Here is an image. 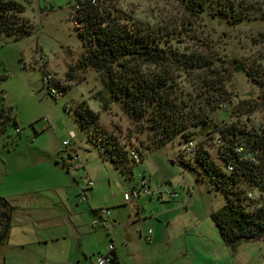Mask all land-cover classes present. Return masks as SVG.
<instances>
[{
  "label": "rangeland",
  "instance_id": "obj_1",
  "mask_svg": "<svg viewBox=\"0 0 264 264\" xmlns=\"http://www.w3.org/2000/svg\"><path fill=\"white\" fill-rule=\"evenodd\" d=\"M14 1L23 6V17L33 32L17 41L0 34V110L11 109L20 130L17 134L11 122L0 134V167L12 166L6 178L15 179L18 190L24 184L42 188L47 183L57 184V190L46 193L47 198L27 195L12 206L9 231L22 227L21 235L47 242L0 245V264H98L97 258L109 245L124 254L127 238L143 264H264V239L235 248L223 244L211 218L225 204L223 193L213 188L209 176L188 154L184 138L177 136L148 151L151 139L146 124L130 119L108 97L100 73L78 66L84 50L73 20L74 0ZM99 2L121 24L167 35L164 51L175 59L207 65L172 69L175 94L194 106L195 115L205 113L211 81H222L230 98L209 114L208 131L235 124L263 134L264 0H206V10L197 16L186 10L185 0ZM230 9L243 19L234 22L221 16V10ZM135 68L145 74L159 70L148 64ZM48 80L60 96L49 93ZM83 102L98 115L96 128L114 137L126 152L130 180L100 155L88 131L75 122L74 109ZM203 130L190 128L192 146L202 145L221 167L216 137L210 139ZM71 132L76 135L73 139ZM63 141H70L78 163L63 162L73 152H64ZM130 151L139 155L138 163L130 160ZM84 174L92 181L90 188ZM143 175L152 190L168 185L177 197L151 200L141 193L137 201L125 204L124 193L139 189ZM242 186L252 194V200L244 202L248 209L264 207V193L246 181ZM149 229L160 236L155 249L143 239Z\"/></svg>",
  "mask_w": 264,
  "mask_h": 264
},
{
  "label": "trees",
  "instance_id": "obj_2",
  "mask_svg": "<svg viewBox=\"0 0 264 264\" xmlns=\"http://www.w3.org/2000/svg\"><path fill=\"white\" fill-rule=\"evenodd\" d=\"M185 1L186 10L193 16L206 10V0ZM73 11L75 28L84 50L79 57L78 66L92 68L100 73L108 97L119 103L130 119L146 124L145 128L151 139L148 151L160 149L180 135L185 140L184 145L193 144L190 128L202 127L207 137L213 140L215 135L216 139L221 140L222 145H216L221 167L214 163L202 145H194L188 154L195 158L209 176L213 188L223 193L224 206L211 214L223 244L235 248L242 243L264 239V207L248 209L244 202L252 199L247 197L250 192L245 191L242 186L243 181H246L250 187L264 193V132L261 135L254 128L251 131L241 130L235 124L215 126L208 131L211 121L209 114L221 108L220 105L230 98L222 81H211L208 90L212 95L205 100V113L195 115L192 113L194 106L175 94L172 69H200L207 65L199 63V60L175 59L171 54L165 53L167 35L155 34L139 26L128 27L121 24L118 18L111 16L110 11L102 9L99 0H74ZM23 14L21 4L14 0H0V34L15 41L29 37L33 26ZM220 14L234 22L243 19L240 13L232 9L221 10ZM136 64L154 65L159 70L151 74L141 73L135 68ZM248 77L258 82L249 73ZM51 87L49 83V93L53 96ZM73 113L75 122L88 131L89 140L98 147L100 155L130 180L132 172L131 167H127L126 152L114 137L96 128L98 115L85 102L77 105ZM11 122L19 130L11 109H1L0 134ZM239 147H243V152L238 153ZM0 208L10 207L6 200L0 199ZM2 231L3 229L0 235Z\"/></svg>",
  "mask_w": 264,
  "mask_h": 264
},
{
  "label": "crops",
  "instance_id": "obj_3",
  "mask_svg": "<svg viewBox=\"0 0 264 264\" xmlns=\"http://www.w3.org/2000/svg\"><path fill=\"white\" fill-rule=\"evenodd\" d=\"M4 168L0 167V199H4L7 201L8 205H9V210L8 211H4L2 210V208H0L1 212L6 213L8 216L11 213V209L12 206L14 204H16L18 201L24 199L25 197L28 196H39V197H45L46 193H51L53 192V190H57V184H51V183H47L45 184L44 187H36L33 186V184L28 185V184H24V189L22 190H18L16 188L17 183L15 179L10 178L7 179L6 177L9 176V173L13 170L10 164L5 163ZM8 175V176H7ZM28 187V188H26ZM30 187V188H29ZM154 197V196H153ZM152 197V198H153ZM47 198V197H45ZM140 198V197H139ZM138 198V199H139ZM152 198H149L152 200ZM157 200L158 199L157 197ZM0 212V213H1ZM11 218V217H10ZM10 220V219H9ZM4 227V223L0 221V231L3 229ZM19 230H23V228L21 227H17L16 229H10L9 231V227H8V231H9V235H8V231L7 234L4 238V240L2 241V244H6L7 246H13V247H24L26 245H31L34 243H41V242H47V240H45L44 238H29L28 236H23L21 235V233L19 232ZM24 233L27 234L26 231H24ZM145 234V233H144ZM21 235V236H20ZM20 236V237H19ZM144 236V235H143ZM32 242V243H31ZM152 244H153V248H157V246L160 243V236L155 235L154 231H153V235H152ZM149 242V243H151ZM131 244V240L129 238H127V244L125 246V255L123 254V251H121V249L114 247V256H115V264H126V263H131V264H143L142 261H139V259L135 258V248L134 246ZM128 257V258H127ZM126 258V259H125ZM128 260V262H126V260ZM155 264V263H154Z\"/></svg>",
  "mask_w": 264,
  "mask_h": 264
},
{
  "label": "built area",
  "instance_id": "obj_4",
  "mask_svg": "<svg viewBox=\"0 0 264 264\" xmlns=\"http://www.w3.org/2000/svg\"><path fill=\"white\" fill-rule=\"evenodd\" d=\"M50 92L53 94V96H60V94H62L59 91H56V89L52 88L50 89ZM17 133H20L19 130L16 131ZM76 135L74 132H71L70 138L73 139L75 138ZM62 145L64 146V152H66V150L69 151H73L72 153H68V156L66 158H63V162L67 165H71L72 163H78L79 162V156L76 153V150L71 147L70 148V141H63ZM216 145L217 146H221L222 142L220 139H216ZM189 147L187 148L188 151L192 150V144L188 145ZM238 153L243 152V147H239L237 149ZM129 158L134 162V163H138L139 162V155L136 153V151H130L129 152ZM228 170H232L231 168H228ZM84 182L86 183V188H90L92 186V181L89 179V177L87 176V174H84L83 176ZM86 191L84 190L83 192V199H86ZM144 193L145 195H147L149 198L153 197V196H167L170 199H174L177 197V193L174 192L173 190L170 189V187L168 185H162L160 187H158V189L156 191L152 190L151 186H150V182L149 179L145 176H142L139 180V189L137 188H133L131 191L128 190L124 193L123 195V202L129 203L131 201H137L138 198L140 197V194ZM247 197L250 199H252V194L248 193ZM103 214H109L108 212H103ZM152 235H153V231L151 229H149L143 236V239L145 242L149 243L152 241ZM113 251H114V247L112 245H109L107 252L105 254L100 255L97 258V263L98 264H113Z\"/></svg>",
  "mask_w": 264,
  "mask_h": 264
},
{
  "label": "water",
  "instance_id": "obj_5",
  "mask_svg": "<svg viewBox=\"0 0 264 264\" xmlns=\"http://www.w3.org/2000/svg\"><path fill=\"white\" fill-rule=\"evenodd\" d=\"M237 72V70H236ZM0 221L4 223L3 231L2 234L0 235V243L4 240L7 231H8V226H9V218L8 215L4 212L0 213Z\"/></svg>",
  "mask_w": 264,
  "mask_h": 264
},
{
  "label": "flooded vegetation",
  "instance_id": "obj_6",
  "mask_svg": "<svg viewBox=\"0 0 264 264\" xmlns=\"http://www.w3.org/2000/svg\"><path fill=\"white\" fill-rule=\"evenodd\" d=\"M2 210H4V211H8L9 209L5 208V209H2ZM0 212H1V211H0Z\"/></svg>",
  "mask_w": 264,
  "mask_h": 264
}]
</instances>
